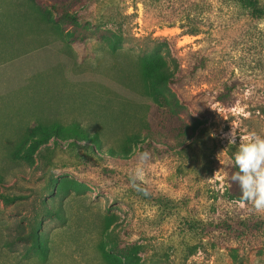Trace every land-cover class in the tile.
<instances>
[{"label": "rangeland", "instance_id": "obj_1", "mask_svg": "<svg viewBox=\"0 0 264 264\" xmlns=\"http://www.w3.org/2000/svg\"><path fill=\"white\" fill-rule=\"evenodd\" d=\"M248 1L258 18L245 0H93L70 13L100 36L83 44L49 7L0 0V264H264V231L224 247L200 229L245 215L229 193L236 146L225 134L237 129V145L264 135V0ZM151 59L198 71L177 93L146 78ZM234 78L242 85L228 110L214 99ZM168 89L191 113L186 143L134 144L152 94L167 100ZM74 123L96 141L73 147L50 130L30 149L39 126ZM143 150L148 195L130 183Z\"/></svg>", "mask_w": 264, "mask_h": 264}, {"label": "trees", "instance_id": "obj_2", "mask_svg": "<svg viewBox=\"0 0 264 264\" xmlns=\"http://www.w3.org/2000/svg\"><path fill=\"white\" fill-rule=\"evenodd\" d=\"M93 0H34L35 4L38 7H49L52 11L57 14V17L62 18L61 20L68 18L73 20V24L68 29L61 30L62 32L67 31L66 37L70 40H73L78 43H85L89 37L96 36L100 37L95 30L89 29L87 27H79L78 22L82 19V16L79 12H76L75 15H70L71 11H74L76 8H84L87 4L91 3ZM254 10V16L258 18L260 15V10H258L252 1L245 0ZM195 33V32H193ZM106 37L105 35L103 36ZM149 65L144 67V73L146 78L152 81L166 83L170 89L173 88L177 93H182L183 88L187 85L189 78L195 76L197 73V68H193L191 71L188 70V67L182 68L180 70H173V68L166 65L165 62L160 65L157 64L156 60H146L143 63H148ZM199 65H203V61ZM242 85L241 78H234L229 80L224 84V86L218 91L215 96V103H219L225 109H232L236 106L238 98L237 91ZM170 89H168L169 99L162 100L157 94H152L154 98V104L151 106V112L149 115L148 122L143 128V132L135 134L129 138L131 142L139 146L146 145L147 147L152 148L153 142L164 141L173 147H180V145L186 143L184 138L185 133L187 132V121L192 119L189 109L185 106H181L179 99ZM168 104V105H167ZM197 115L200 118H206V113L202 109L195 110ZM193 121H198L194 119ZM53 129L55 131H53ZM39 132L36 135H31L30 149H37L40 146L41 142L39 137L42 135H50V130L55 133V137H59L64 140L70 141L73 147L77 146L78 143L82 141H96V138L92 136L89 131H87L82 125L74 123L70 126L64 127L62 125H56L53 127H44L39 126L37 128ZM179 131L182 133V141L178 142L176 140L174 133ZM142 135L145 137L144 141ZM48 137V136H47ZM96 147L101 148L100 145ZM109 153L112 155L116 154L115 149H110ZM30 151L28 152V156ZM237 171L234 167L232 161L228 164V173L227 180L229 184V193L233 200H240V189L236 183L231 180L233 173ZM71 190L72 185L69 184ZM80 185H77L76 190H79ZM56 194L66 193V185H59L56 188ZM246 208L243 210L245 215L232 214V216H227L223 219H219L216 222L202 224L200 229L203 234L207 235L209 238H219L224 247H230V244L237 240H251L255 238L258 234L264 231V215L247 212L250 204L245 203ZM48 212V211H47ZM35 244L39 247L41 244L39 242V232L36 233Z\"/></svg>", "mask_w": 264, "mask_h": 264}, {"label": "clouds", "instance_id": "obj_3", "mask_svg": "<svg viewBox=\"0 0 264 264\" xmlns=\"http://www.w3.org/2000/svg\"><path fill=\"white\" fill-rule=\"evenodd\" d=\"M237 129L232 128L225 134L228 144L236 146L232 153V163L237 169L231 180L240 189L241 202L251 205L257 213H264V135L251 132L240 139L237 145ZM151 161L148 150L137 153V162L130 173V183L136 191L148 195L146 188L141 187L145 180L146 168Z\"/></svg>", "mask_w": 264, "mask_h": 264}, {"label": "crops", "instance_id": "obj_4", "mask_svg": "<svg viewBox=\"0 0 264 264\" xmlns=\"http://www.w3.org/2000/svg\"><path fill=\"white\" fill-rule=\"evenodd\" d=\"M64 33V32H63ZM66 35V34H65Z\"/></svg>", "mask_w": 264, "mask_h": 264}]
</instances>
